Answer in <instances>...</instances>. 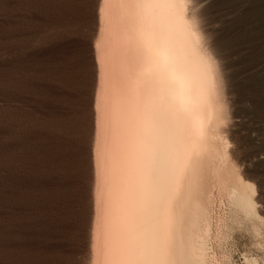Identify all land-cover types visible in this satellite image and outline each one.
<instances>
[{"label":"bare ground","instance_id":"1","mask_svg":"<svg viewBox=\"0 0 264 264\" xmlns=\"http://www.w3.org/2000/svg\"><path fill=\"white\" fill-rule=\"evenodd\" d=\"M56 1L5 0L0 264L53 262L58 247L47 240L59 237L67 193L78 220L68 264H219L225 219L217 208L231 209L229 220L264 221L250 175L264 163V143L247 151L236 137L244 110L223 62L217 0H77L81 15L61 25L28 12ZM58 24L77 34L86 75L77 109L40 90L63 93L50 53L33 61V50L62 33ZM250 116L263 140L264 106ZM67 136L76 140L66 160ZM66 174L70 183L60 181Z\"/></svg>","mask_w":264,"mask_h":264},{"label":"rangeland","instance_id":"2","mask_svg":"<svg viewBox=\"0 0 264 264\" xmlns=\"http://www.w3.org/2000/svg\"><path fill=\"white\" fill-rule=\"evenodd\" d=\"M4 5L5 0H0L1 32L3 29ZM213 11L217 21H219L217 22L216 33L223 45V62L231 68V74L236 81H234V85L239 84L236 102L239 108L244 110L241 120L239 118L240 124L235 129L236 137L240 136L237 139L242 143V145L240 144L241 147L243 146L247 151H254L264 143V136L261 137L263 140H256L257 122L254 117L250 116L257 108L264 106V0H217L213 6ZM28 12L32 17L43 15L51 17L55 21L59 20L61 25L66 19L72 20L81 15L82 8L77 0H57L50 10H41L34 4L28 7ZM60 25L58 24V29H55L54 32L61 30L62 33H56L55 37L52 35L54 38L51 36V39L50 37H48L49 39L46 38L47 43L45 39L43 45L41 44L33 50V61L35 62L33 63L34 65L39 63L37 56L41 51H46L47 54L50 53L47 56V61L50 64L59 66L62 70L59 74L58 85L63 93H56L54 88L50 86L47 90L43 88L40 90L45 94L48 93L51 97L48 98L51 101L55 100L63 107L72 106L77 109V102L81 98L80 92L85 87L86 75L83 72L82 60L74 41L77 34L65 33L64 28H59ZM245 76L251 82H254V85H252L253 83L250 85L241 84V78ZM78 80L81 82V87H78L76 83ZM74 82L75 85H73ZM236 86L235 88L238 89V86ZM71 140H76V136H67V140L63 144H66L62 148L66 160L73 149ZM250 169L252 170L250 174L251 181L255 183L256 193L264 198V163H255ZM259 177L262 178L261 186L258 183ZM70 180L71 177L66 174L60 181L70 183ZM73 198L74 196H71L70 193L65 194L62 198V215L57 220L56 229L59 237L55 240H47L49 243L54 242L58 247V253L55 252L52 255L51 260L53 262H50L51 264H68L69 250L78 245L74 230V226L78 225V220L74 219L69 213L70 201ZM257 204L260 212L259 216L264 217V203L259 202ZM217 211L218 215L225 219L224 227L223 225L220 226L221 234L225 238L215 248L216 255L218 253L217 257H220L218 259L219 264H248L251 263L252 259L259 261L258 264H264L262 262L264 261V221L261 222L259 219L245 217L244 215H237L234 220H229L232 215L231 209L217 208ZM257 232L259 233L257 234ZM258 243H261V247L258 246ZM223 252L224 254H222ZM225 252L229 255V260L224 258ZM248 259L250 262L246 261Z\"/></svg>","mask_w":264,"mask_h":264}]
</instances>
